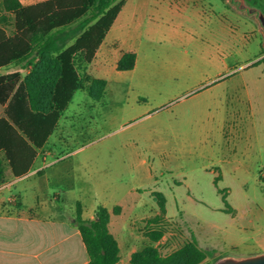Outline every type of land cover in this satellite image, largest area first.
Masks as SVG:
<instances>
[{
    "label": "rangeland",
    "instance_id": "rangeland-1",
    "mask_svg": "<svg viewBox=\"0 0 264 264\" xmlns=\"http://www.w3.org/2000/svg\"><path fill=\"white\" fill-rule=\"evenodd\" d=\"M205 1L220 20L195 3L157 17L144 0H129L143 11L127 34L138 68L119 71L110 57L79 65L83 86L40 153L37 175L48 171L49 179L41 188L18 183L8 200L13 212L42 202L72 218L79 202L81 216L93 218L98 205H120L107 225L119 248L115 264H130L134 252L157 254L152 264H212L263 241L264 142L249 129L245 102L261 98L262 36L225 0ZM242 1L264 13V0ZM2 18L11 31L13 18ZM170 29L215 37L185 43ZM97 79L106 85L96 101L89 89H99Z\"/></svg>",
    "mask_w": 264,
    "mask_h": 264
},
{
    "label": "trees",
    "instance_id": "trees-1",
    "mask_svg": "<svg viewBox=\"0 0 264 264\" xmlns=\"http://www.w3.org/2000/svg\"><path fill=\"white\" fill-rule=\"evenodd\" d=\"M125 0H41L24 5L20 0H0V69H27L0 75V184L4 162L14 176L25 175L57 127L75 92L82 88L79 65H89ZM13 18L9 31L2 15ZM135 52L127 51L117 62L118 70L134 67ZM89 95L98 100L106 80ZM98 205L93 218H83L76 203L74 224L80 231L89 261L86 264H115L118 245L108 234L111 214ZM157 254L144 257L134 252L130 264H152Z\"/></svg>",
    "mask_w": 264,
    "mask_h": 264
},
{
    "label": "crops",
    "instance_id": "crops-1",
    "mask_svg": "<svg viewBox=\"0 0 264 264\" xmlns=\"http://www.w3.org/2000/svg\"><path fill=\"white\" fill-rule=\"evenodd\" d=\"M41 1V0H38ZM22 4L28 5L37 1L22 0ZM146 5L152 7L150 13H156L157 17L167 14L172 10H185L191 4H197L198 13L208 17L209 19L220 18L214 12V5L205 0H144ZM140 2L133 4L129 0H125L122 9L118 13L114 23L107 32L103 42L100 44L94 59L100 58L104 62L108 57L112 58L115 64L118 62L124 52L133 51L136 54L134 67L126 71L133 74L139 65V55L136 44L132 43L128 37V32L135 28L136 17L143 11L140 9ZM154 8V9H153ZM157 24H153L150 30L156 32L159 30ZM199 39L209 41L214 39L215 32L204 33L197 32ZM170 37L174 39H184L185 43L197 40V36H190L177 29L169 30ZM119 44V47H116ZM104 52V58L99 52ZM218 59V58H217ZM90 63V64H91ZM220 66L217 65V68ZM6 71L0 75H6L11 72L19 71L21 77L26 74L27 69L19 68L18 66H9L5 68ZM129 74V75H130ZM263 87L260 89L261 98L252 99L246 98V114L251 121L250 128L255 136V141H259L262 136L264 142V80L262 79ZM239 86L236 84L234 87ZM246 84H242L245 87ZM207 88V91H210ZM231 89V87H230ZM235 89V88H234ZM205 90V91H206ZM206 93V92H205ZM147 96L146 92H136V96ZM148 97V96H147ZM226 97L225 92H222V99ZM220 101L218 98L212 99V103ZM4 107L2 105V112L0 117L4 115ZM46 146V145H45ZM44 146V147H45ZM42 147L38 150V156L34 160L29 171L22 176L16 177L12 174L10 167L4 162V181L0 184V264H86L89 261L85 245L79 229L74 224V217H64L62 215V208L57 207L56 211H51L52 206H47L51 209L44 210L46 206L41 203H36L33 207L23 208L19 205L14 212L11 206L8 205V200L13 194L14 187L21 181H25L27 185L41 188L43 181H48L47 173L43 176H38V169L41 167L40 153L44 149ZM22 190V189H20ZM22 191L17 193L22 197ZM38 194L36 193V198ZM53 210V209H52ZM247 247L242 250V254H250L264 251L263 241H249L245 242Z\"/></svg>",
    "mask_w": 264,
    "mask_h": 264
},
{
    "label": "water",
    "instance_id": "water-1",
    "mask_svg": "<svg viewBox=\"0 0 264 264\" xmlns=\"http://www.w3.org/2000/svg\"><path fill=\"white\" fill-rule=\"evenodd\" d=\"M241 1L242 0H238ZM234 10L252 20L262 35V48L264 49V13L256 7L247 8L242 2L239 6L232 0H225ZM212 264H264V251L250 254H229L218 256Z\"/></svg>",
    "mask_w": 264,
    "mask_h": 264
},
{
    "label": "flooded vegetation",
    "instance_id": "flooded-vegetation-1",
    "mask_svg": "<svg viewBox=\"0 0 264 264\" xmlns=\"http://www.w3.org/2000/svg\"><path fill=\"white\" fill-rule=\"evenodd\" d=\"M243 2V1H242ZM241 1H236V3H237V5L239 6L241 3H242ZM244 3V2H243ZM245 4V3H244ZM245 6L247 7V8H249L250 6H248L247 4H245ZM262 36V35H261Z\"/></svg>",
    "mask_w": 264,
    "mask_h": 264
}]
</instances>
